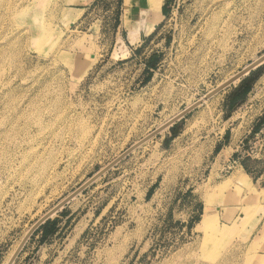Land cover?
<instances>
[{"label":"rangeland","instance_id":"374dc122","mask_svg":"<svg viewBox=\"0 0 264 264\" xmlns=\"http://www.w3.org/2000/svg\"><path fill=\"white\" fill-rule=\"evenodd\" d=\"M136 12L0 0V264L97 171L264 54V0H175L132 54ZM69 207L54 260L34 232L13 264H264V63Z\"/></svg>","mask_w":264,"mask_h":264},{"label":"crops","instance_id":"0c3cea01","mask_svg":"<svg viewBox=\"0 0 264 264\" xmlns=\"http://www.w3.org/2000/svg\"><path fill=\"white\" fill-rule=\"evenodd\" d=\"M62 4L68 8L69 12L73 14L79 15L83 12L86 13L89 9L96 8L100 3L106 0H61ZM108 1V0H107ZM123 3H128L132 5V11L138 13V16L133 14L131 18V23L126 28H123L125 32V49L129 53L133 54L137 48L142 46V43L145 41L147 37H155L156 32L159 29V26L163 22V20L170 14L171 9L173 8L175 0H161L159 4V9H157V3L159 0H122ZM138 6V9H137ZM158 10V15L156 18L158 19L157 23H155V16L152 13L155 10ZM134 33L137 35V42L135 44H131L128 35L129 31L133 29ZM148 31V33H146ZM79 196V195H78ZM77 197V196H76ZM75 197V198H76ZM74 198V199H75ZM73 199V200H74ZM71 200L64 208L56 212L50 219L44 222L35 232H36V245L38 246L37 253L40 251L41 261H51L54 260V252H57L58 248L65 247L68 243L69 234L65 236V238H59V235H64L63 227L70 221L73 222V219H70L73 215V211H70L69 204L73 201ZM53 228V229H52ZM69 227L66 228V230ZM51 230L50 233L47 231ZM45 239L41 240L40 239ZM27 253H23L26 256Z\"/></svg>","mask_w":264,"mask_h":264},{"label":"water","instance_id":"95a60500","mask_svg":"<svg viewBox=\"0 0 264 264\" xmlns=\"http://www.w3.org/2000/svg\"><path fill=\"white\" fill-rule=\"evenodd\" d=\"M264 63V54H262L256 61H253L249 63L246 67H244L241 71H239L237 74L232 76L230 79L222 83L221 85L217 86L212 91L208 92L203 96L202 99H200L198 102L194 103L193 105L185 108L182 112H180L178 115H176L174 118L169 120L168 122L164 123L151 133H149L147 136L139 140L138 142L131 145L128 149H126L121 155H119L117 158H115L112 162L107 164L104 168L97 171L93 176H91L87 181H85L82 185H80L76 190H74L72 193H70L68 196H66L64 199H62L58 204H56L50 211H48L46 214H44L40 219H38L28 230V232L25 234L21 242L19 243L18 247L16 248L15 252L11 256L10 260L7 264H13L17 256L19 255L20 251L23 249L26 242L30 239V237L33 235V233L48 219H50L56 212L64 208L71 200H73L76 196H78L80 193H82L86 188H88L90 185H92L96 180H98L101 176H103L106 172H108L111 168H113L116 164H118L121 160H123L125 157H127L131 152L139 148L141 145L145 144L147 141L155 137L156 135L160 134L162 131L172 127L176 122L184 118L188 113L193 111L195 108H197L203 101L210 99L214 95L218 94L220 91L224 90L231 84H234V82L240 80L242 77L248 75L251 71L255 70L259 66H261Z\"/></svg>","mask_w":264,"mask_h":264},{"label":"bare ground","instance_id":"6f19581e","mask_svg":"<svg viewBox=\"0 0 264 264\" xmlns=\"http://www.w3.org/2000/svg\"><path fill=\"white\" fill-rule=\"evenodd\" d=\"M33 2H34V1H33ZM160 2H161V0H159V3H157V9H159V4H160ZM30 4H31V3H30ZM157 9L154 11V13H153V12H149V13H152L153 16H155V21H156L155 23H157V21H158V19L156 18V15H158V10H157ZM26 10H27V9H26ZM146 33H148V31H147ZM258 58H259V57H258ZM258 58H256L254 61H256ZM226 81H227V80H226ZM223 83H224V82H223ZM234 83H235V82H234ZM220 85H221V84H220ZM199 100H200V99H199ZM199 100H197L196 102H198ZM196 102H195V103H196ZM193 104H194V103H193ZM193 104H191V105H193ZM191 105H190V106H191ZM188 107H189V106H188ZM181 112H182V111H181ZM179 113H180V112H179ZM179 113H178V114H179ZM178 114H176V115H178ZM176 115H175V116H176ZM175 116H174V117H175ZM174 117H172V118H174ZM172 118H171V119H172ZM171 119H169V120H171ZM169 120H168V121H169ZM168 121H167V122H168ZM210 221H211V215H209L208 213H205L204 216L202 217L201 224H202V226H204V228L207 229V227H208ZM206 229H205V230H206ZM27 232H28V231H27ZM27 232H26V233H27ZM26 233H25V234H26ZM22 239H23V238H22ZM22 239H21V240H22ZM20 242H21V241H20ZM18 245H19V244H18ZM18 245H17V247H18ZM17 247H16V248H17ZM16 248L14 249L13 253L15 252ZM13 253L10 255V257L8 258V260L6 261L5 264L8 263V261H9L10 258H11V256L13 255Z\"/></svg>","mask_w":264,"mask_h":264},{"label":"trees","instance_id":"16d2710c","mask_svg":"<svg viewBox=\"0 0 264 264\" xmlns=\"http://www.w3.org/2000/svg\"><path fill=\"white\" fill-rule=\"evenodd\" d=\"M251 74H253V73H251ZM251 74H250V75H251ZM249 78H250V77H249ZM247 80H249V79H246V81H247ZM244 82H245V81H242V85H240V87L244 85ZM244 91H246V89H244ZM254 131H255V129H254ZM172 132H174L173 129H172ZM150 193H151V191L148 192L147 197H149Z\"/></svg>","mask_w":264,"mask_h":264}]
</instances>
